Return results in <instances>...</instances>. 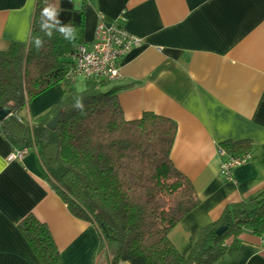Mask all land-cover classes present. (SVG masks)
Masks as SVG:
<instances>
[{"label": "crops", "instance_id": "crops-1", "mask_svg": "<svg viewBox=\"0 0 264 264\" xmlns=\"http://www.w3.org/2000/svg\"><path fill=\"white\" fill-rule=\"evenodd\" d=\"M35 2L0 0V52L27 43ZM75 5L84 12V44H91L100 15L107 23L124 16V29L139 40L120 60V80L114 84L125 87L117 95L124 120L152 113L177 126L170 160L199 200L168 234L185 258L225 205L264 192V0H79ZM62 92L57 85L34 99L24 118L45 115ZM224 142L250 146L248 162L230 182L219 176L223 160L217 146ZM12 150L0 133V264H38L17 231L29 214L47 226L62 264H107L95 226L69 213L39 169L36 153L7 162ZM238 239L237 253L216 264H264L259 239L249 234Z\"/></svg>", "mask_w": 264, "mask_h": 264}, {"label": "trees", "instance_id": "trees-1", "mask_svg": "<svg viewBox=\"0 0 264 264\" xmlns=\"http://www.w3.org/2000/svg\"><path fill=\"white\" fill-rule=\"evenodd\" d=\"M79 0H36L26 44L0 52V109L11 116L0 133L13 149L34 151L48 185L76 219L95 226L107 264H216L237 253L238 237L264 245V192L230 202L204 227L191 252L181 257L168 234L199 205L189 180L170 154L176 124L152 113L124 120L117 95L125 87L86 83L81 92L66 80L74 49L84 44ZM39 41V45H37ZM60 85L58 102L43 116L20 114L37 97ZM58 113L54 131L46 128ZM227 159L250 154L246 142L217 146ZM224 227L217 237L215 232ZM38 264H62L50 232L29 214L17 225Z\"/></svg>", "mask_w": 264, "mask_h": 264}, {"label": "built area", "instance_id": "built-area-1", "mask_svg": "<svg viewBox=\"0 0 264 264\" xmlns=\"http://www.w3.org/2000/svg\"><path fill=\"white\" fill-rule=\"evenodd\" d=\"M125 23L124 16L111 23H107L103 16H98L91 44H82L74 49L69 59L70 70L66 80L82 79L95 86L101 83L116 84L120 80V60L139 44V40L124 29ZM27 154L25 149H13L7 162L21 161ZM217 154L223 160L219 176L225 182H230L233 172L249 160L248 155L240 159H227L218 148Z\"/></svg>", "mask_w": 264, "mask_h": 264}, {"label": "water", "instance_id": "water-1", "mask_svg": "<svg viewBox=\"0 0 264 264\" xmlns=\"http://www.w3.org/2000/svg\"><path fill=\"white\" fill-rule=\"evenodd\" d=\"M11 116V110L8 108L0 109V122L6 120ZM62 118V114L58 113L50 122L47 123L46 128L49 131H54L56 127L58 126L60 120ZM225 231L224 227H220L216 232L215 235L217 237L221 236L222 233Z\"/></svg>", "mask_w": 264, "mask_h": 264}, {"label": "rangeland", "instance_id": "rangeland-1", "mask_svg": "<svg viewBox=\"0 0 264 264\" xmlns=\"http://www.w3.org/2000/svg\"><path fill=\"white\" fill-rule=\"evenodd\" d=\"M85 82H83L82 80H77L75 83V86L73 87V90L76 92H81L82 90L85 89ZM21 116H23V114H20ZM24 117V116H23ZM103 259L106 260V255H103Z\"/></svg>", "mask_w": 264, "mask_h": 264}, {"label": "clouds", "instance_id": "clouds-1", "mask_svg": "<svg viewBox=\"0 0 264 264\" xmlns=\"http://www.w3.org/2000/svg\"><path fill=\"white\" fill-rule=\"evenodd\" d=\"M39 43H40V42H39V41H37V45H39Z\"/></svg>", "mask_w": 264, "mask_h": 264}]
</instances>
